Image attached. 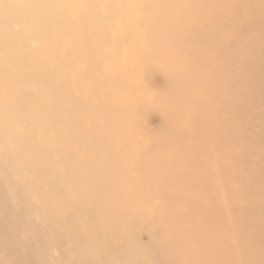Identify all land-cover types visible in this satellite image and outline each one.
Instances as JSON below:
<instances>
[{"label": "rangeland", "instance_id": "1", "mask_svg": "<svg viewBox=\"0 0 264 264\" xmlns=\"http://www.w3.org/2000/svg\"><path fill=\"white\" fill-rule=\"evenodd\" d=\"M42 8L41 29L0 30V41L40 39L60 53L50 72L39 71L50 54L25 63L17 73L26 82L9 80V105L29 100L31 87L38 122L66 120L50 140L63 132L101 153L71 166L80 149L66 151L70 170L103 168L67 187L68 208L92 217L80 226L109 252L100 264L118 258L109 247L120 239L138 254L118 264H264V0H42ZM59 208L56 223L65 222Z\"/></svg>", "mask_w": 264, "mask_h": 264}, {"label": "bare ground", "instance_id": "2", "mask_svg": "<svg viewBox=\"0 0 264 264\" xmlns=\"http://www.w3.org/2000/svg\"><path fill=\"white\" fill-rule=\"evenodd\" d=\"M38 12H45L42 0H0V30L8 29V34L14 35L41 29L48 21L42 19L43 17L37 18ZM33 18H37L36 24L31 23ZM15 36L9 37V41H0V104L3 105L0 107V165L4 166V169L0 166V249L5 253V258H1L0 264H42L44 257H47L48 261L45 264H78L77 259L82 256L85 257L86 264H100L103 260L97 256L100 254L104 256L105 253V256H108L109 252L108 250L102 252L103 248L94 244L96 240L90 239L86 228L80 226L82 220L93 222L92 217L68 208V204L72 203L74 198L67 192V187L71 182L82 179L84 175L99 173L103 168H92L90 164L83 171L79 169L73 171V167L71 170L67 168L66 151L73 145L76 149L89 146H86L83 140L66 141L63 132L53 138L55 142L50 140L49 135L53 126L59 131H65L66 120L60 116L51 121L38 122L29 111L33 110L36 104L31 98L34 92L31 87L27 91L29 100L18 106L14 103L9 105L11 101L8 99L9 91L15 89L11 85L25 81L24 75L17 73L26 67L25 63H32L33 60L50 54L52 59L47 65L39 68V71L50 72L60 54L56 47H44L40 44V39L17 42ZM9 80H12L11 85H8ZM41 88L42 86L39 87ZM69 95L77 97V92L72 91ZM91 100L94 103L93 99ZM47 107L45 102L38 105L40 109L46 110ZM13 112L18 116H9ZM69 113L71 116L75 115L74 112ZM127 115L128 113L124 112L122 118H127ZM92 140L96 142L99 138L95 137ZM52 143L61 144L63 148H54ZM90 150L91 148L89 150L82 148L76 153L73 152L69 158L71 166L82 157L99 159L101 153L94 154ZM107 158L109 162L120 161L116 155H109ZM59 159L63 160L62 163L57 162ZM43 168L46 170L42 171ZM117 174L121 182L123 173ZM106 179L115 178L108 175ZM101 190L102 195L107 191L102 187ZM90 193L94 196L92 191ZM28 200L26 210L23 211L21 207L16 206V202L23 203ZM60 202L65 203V206L63 207ZM43 206L48 210L45 214L39 212ZM13 207L15 209H12ZM59 207L62 208L63 221L66 223L55 222L54 217L59 214ZM112 211L109 209L103 217L100 216L101 213L95 214V217H109L114 214ZM31 219L38 222L32 226ZM9 220L22 221L21 228H11L8 225ZM57 231L59 233H56ZM105 233L109 237L113 234L107 231ZM29 241H33V245ZM117 241L116 245H110L109 251L116 250L117 257H121L123 262L128 256L138 254L131 249L129 242L122 239ZM116 260L106 259L105 264H118ZM124 264L145 263L128 261Z\"/></svg>", "mask_w": 264, "mask_h": 264}]
</instances>
